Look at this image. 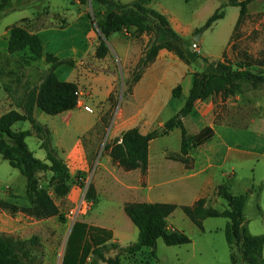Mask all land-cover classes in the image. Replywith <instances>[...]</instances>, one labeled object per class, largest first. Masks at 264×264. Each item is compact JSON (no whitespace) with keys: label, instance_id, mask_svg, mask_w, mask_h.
Instances as JSON below:
<instances>
[{"label":"crops","instance_id":"crops-1","mask_svg":"<svg viewBox=\"0 0 264 264\" xmlns=\"http://www.w3.org/2000/svg\"><path fill=\"white\" fill-rule=\"evenodd\" d=\"M120 1L128 4L132 0ZM253 1L247 5V14L243 21L256 18L264 11L260 7H251ZM81 3V0H76L77 10ZM223 4H226L224 17L217 20L224 21L222 31L216 37L212 50L207 53L204 33L200 34L198 40L195 39V34L199 24L207 21ZM96 5L104 11L100 4ZM148 6L165 15L173 29L186 40L196 41L201 56L211 61L224 60L226 53L229 59L240 17V6L231 5L230 0L213 3L209 10H206L205 6H189L188 0H152ZM28 7L35 9L33 14H23L24 17L14 25L36 17L47 7L51 11L50 22L55 23L54 18L63 17L67 18L68 25L33 30L32 32L37 33L42 40L44 56L28 63L22 57L28 56L29 50L14 54L7 51L10 30L14 25L2 27L0 24V42L3 43L0 58L14 57L16 61L11 64L0 61L1 79L4 74L2 80L4 85L7 84L4 91L0 92V115L10 110L24 113L27 95L31 89L36 88L31 84V76L38 73L43 77L53 65L46 61L48 53L59 60H72V63L57 66L55 72L60 80L78 84L80 101L74 109L52 115V123L48 127L53 143L66 160L72 177L79 171L87 173L92 163H97L95 187L98 199L104 193L114 201L103 212H95L92 209L82 221L110 230L112 238L109 242L125 247L135 243L139 236L138 227L124 210L125 204L164 202L179 206L168 217V227L175 231L186 233L187 228L195 231L194 227H197L202 233H207L211 229L206 227V223L216 224V230H220L221 226L225 230L228 222H208L219 217L206 218L203 221V229L199 228L180 206L193 205L197 200L204 198L208 205L223 210L226 207H217L223 199L217 193L218 186L227 184L231 191L243 180L244 190H251L247 191L248 200L255 194L257 196L259 223L262 226L257 230L261 232L259 234H264V89H249L229 96L216 94L204 100H196L193 111L182 118L187 135L195 136L206 127L211 128L213 133L203 144L190 149L187 156L191 158V163L187 166L184 162L170 157L171 154L181 153V128L175 127L168 133L162 132L165 130V123L176 116L185 105L193 85L194 73L202 70L204 64L200 62L199 65L198 61L187 64L173 51L161 49L156 59L133 85L132 90L125 95L109 133V143L121 138L126 130L134 127L144 135L152 131L159 133L149 143L147 171L143 173L139 168L125 170L113 161L109 151L104 150L102 153L99 150V153H96L97 138L96 135H91L96 126L103 124L107 113L103 114L102 111L112 107L108 98L116 89L118 81L125 78L127 82L132 78L134 68L154 38L153 34H137L134 33L135 29L130 32H116L106 40L109 54L105 58H97L95 53L100 36H94L93 31L88 29L90 20L86 12H70L57 0H32L30 6H19L14 10L1 12L0 17L2 14ZM51 32L67 36H43ZM57 38L60 39L57 43L60 42L51 45ZM35 62L36 66L33 67L31 64ZM38 64L41 65L40 68L37 67ZM178 85H181L182 93L175 97L173 90ZM245 99L250 102L247 108L243 103ZM85 106L89 109H85ZM41 111L36 107L34 116L40 118L43 112ZM38 145L40 146L39 139ZM2 159L0 156V163ZM13 169L6 180L7 184L0 185V234L30 238L38 231L39 218L30 212L32 204L26 199V187L22 193H17L10 182L12 176H18L20 173L18 169ZM71 192L77 194L78 190ZM2 202L8 207L2 206ZM12 206L16 208L13 209ZM180 211L183 214H179ZM248 227L250 232L254 233L250 220ZM118 252L117 249H110L105 252V256L114 257ZM92 260L93 255L90 254L86 260L87 264ZM98 264L107 263L99 261Z\"/></svg>","mask_w":264,"mask_h":264},{"label":"trees","instance_id":"trees-1","mask_svg":"<svg viewBox=\"0 0 264 264\" xmlns=\"http://www.w3.org/2000/svg\"><path fill=\"white\" fill-rule=\"evenodd\" d=\"M26 0H0V13L16 9L19 6H30L31 3L22 4ZM100 4L104 11L97 25L100 32L96 57L105 58L109 52L106 40L116 33L126 30L135 33L153 34L149 47L138 61L132 72V78L125 82V96L133 85L141 78L145 69L156 59L161 49H168L176 53L187 64H193L199 59L206 63L202 71L194 73L193 85L190 95L180 112L165 123L168 133L175 127L182 130L181 153L171 154L170 157L184 162L187 166L191 158L187 156L191 148L199 146L212 136V129L204 128L195 136H188L183 123V117L189 115L194 108L196 100L207 99L216 94L223 96L236 95L249 89H264V59H256L247 53L231 62L226 53L224 60H213L201 56L191 44L171 26L168 18L148 4L152 0H132L125 4L120 0H92ZM252 0H230L231 5L240 6V17L236 29L247 14V5ZM86 3V0H81ZM223 4L209 17L205 24L198 29L204 31L211 28L214 23L224 17ZM39 14L35 19L39 18ZM29 20V19H26ZM14 25L10 30L7 51L11 54L29 50V55L22 59L25 62L37 61L43 58V43L40 36L32 32L25 25ZM64 27V26H61ZM46 61L53 65L42 77L37 88H33L27 95L24 104V113L10 110L0 115V156L20 171L26 178V199L32 204L30 212L39 219L57 217L61 223H66L65 214L56 203L53 194L64 197L71 190L72 174L69 166L52 140V133L46 124L40 123L34 116V109L38 107L49 115H57L74 109L78 102V84L62 81L58 78L55 69L63 63H72V60H59L51 53L46 55ZM258 66L259 71L250 68ZM182 93L181 85L173 90V95L179 97ZM108 101L115 104L112 93ZM182 115V117H179ZM29 121L32 125L27 130H14L17 122ZM159 133L152 131L146 135L140 133L137 127L126 130L121 138L106 143L104 150L109 151L113 161L125 170L141 169L145 173L148 169L149 143ZM35 135L40 141V148L45 151V158L35 156L26 139ZM50 173L48 185L40 184L38 174ZM217 193L227 201L228 206L219 210L207 204L206 199L197 200L193 205L180 206L184 213L199 228L203 229V221L209 217H225L228 223L225 227V236L231 250V260L237 264H264V234L250 232L245 218V206L248 193L233 194L227 184L218 186ZM96 195L95 186L91 183L87 198ZM2 206H7L1 203ZM8 207V206H7ZM177 204L164 202H128L124 210L132 222L138 227L139 236L135 243L122 247L109 242L112 232L106 228L92 226L82 220H77L69 235L62 264H87V257L92 254L90 264L99 261L107 264H123V257H137L150 249V255L156 257V244L162 239L169 246L188 244L191 238L185 232L172 231L168 227V217L178 208ZM15 209V206H12ZM38 245V237L19 238L13 235L0 234V264H30L31 252ZM117 249L114 257H106L105 252Z\"/></svg>","mask_w":264,"mask_h":264},{"label":"rangeland","instance_id":"rangeland-1","mask_svg":"<svg viewBox=\"0 0 264 264\" xmlns=\"http://www.w3.org/2000/svg\"><path fill=\"white\" fill-rule=\"evenodd\" d=\"M57 1L62 3L66 7L65 9L70 12H86L90 20L88 29L93 31L94 36H100L97 22L101 18L102 10L97 7L95 2H93L92 0H86V3H81L77 10V8L75 7L76 0ZM219 1L222 0H188L189 6H205L206 10H209V8L212 7L213 3L216 4ZM26 3L32 4V0H26L22 4ZM251 7H260L261 10H264V0H254L251 4ZM34 11L35 9L33 7H28L26 9L12 11L6 15L2 14L0 17V24L2 27H4L5 25L17 24L20 19L24 17L23 14L31 15ZM50 14V8H44L39 13L40 16L38 19H35L36 17H34L32 19L25 20L22 25H25L32 31L44 27H61L68 25L67 18L63 17H61L60 19L54 18L55 23L50 22ZM205 22V20L202 21L198 27L201 28L205 24ZM223 22L224 21H217L213 25V27L204 31H197V33L195 34L196 36L199 33H204V38L207 44L205 51H207V53L208 51L210 52L212 50V45L214 44L216 37H218V34L222 31ZM43 36H67V34L51 32L46 33ZM58 40L60 39L57 38L55 41H52L51 45H55ZM188 42L191 44V47H193L196 41L190 40ZM2 45L3 43L0 42V48L2 47ZM194 49L199 53V44L197 47H193V50ZM245 53L251 55L256 59H264V11L260 12V15L256 18L245 19L244 21H242L235 31L234 45L232 46L230 57H228L231 62L235 63L237 60H241V57H243ZM2 60L4 63L8 64L14 62L16 63L14 57H11V59H3L1 57L0 61L2 62ZM198 62L199 65L201 64L200 62L204 64V67L202 68L203 70L206 67V63L202 59H199ZM31 65L35 67L36 62L32 63ZM38 65L37 67L40 68L41 65ZM250 69L255 72L259 71L258 66H252ZM3 77H5L4 74L2 76V79ZM31 77L32 86H36L37 88L39 86V82L42 80V74L34 73ZM2 79L0 75V92L2 90L4 91V87L7 86V84L4 85V81ZM125 82V78L118 81L116 89L113 92L115 97V104L111 107V109H104V111H102L103 114L107 113L108 115H105V117L103 118V124L100 123V125L96 126V128L94 129V133H92L91 135H96L97 138L98 151L96 153H99V150H101V152L103 153V147L106 143L109 142V133L111 131L112 123L118 116L120 107L125 98L124 95L121 96V92L123 93L126 88ZM243 103L245 104V108L249 107L248 103L250 102H248V99L243 100ZM51 118H53L52 115L42 112V116H40V118H37V120L40 123L49 126V124L52 123ZM30 124L31 123L28 121L18 122L13 126V129H29ZM26 141L36 157L40 159L45 158V151L38 145V139L35 135L27 137ZM0 164H3V166H0V185H6V180L9 179V173L14 169L7 160L2 159V163ZM96 173L97 163L93 162L87 173L79 171L75 174L74 177H72V180L70 182L71 190L73 191L74 189H77V194H72V192H69V194L64 197H58L53 194L56 203L59 205L61 211L65 214L67 222L61 223L57 217L39 219V228L37 233L34 234L38 237V245L34 247L31 252L30 264H62L67 241L74 223L77 220L85 219V217L90 214L92 209H94L95 212H103L108 208V206L114 203V201H111V199L104 193L98 199L97 190L94 198H87L89 185L92 183L95 186V181L97 179ZM38 177L40 184L44 186L48 185L50 173L40 172L38 174ZM10 182L12 183L17 193H22L25 190L26 180L24 175L19 173L18 176H12L10 178ZM244 183L245 182L243 180L239 181L231 189V192L233 194H243L247 193V191L250 192V189L244 190ZM81 204H83V208L81 211H78V207ZM227 205V201L225 199H221V203L217 207L223 209L227 207ZM244 212L247 224H249V220L251 221V229L254 232L253 234L256 233L259 235V233L261 232H258L259 230L257 229L262 228V226L259 223L260 212L256 194L247 201ZM123 213L126 218H128L124 210ZM179 214L183 213L180 211ZM218 221H225L227 223L228 219L224 217L212 218L208 222ZM189 222L191 221L189 220ZM206 227H208V229H211L208 230L207 233H202L197 229V227H194L195 231L187 228L186 234L190 236L193 242H190L188 244L169 246L165 244L162 239H159L157 241L155 249L156 257L150 255V249L146 248L145 253L149 254L138 255L137 257L122 256L123 264H233L230 259L231 250L226 240L224 227L221 226L222 228L220 230H216L218 229L216 228V224L208 223H206Z\"/></svg>","mask_w":264,"mask_h":264},{"label":"built area","instance_id":"built-area-1","mask_svg":"<svg viewBox=\"0 0 264 264\" xmlns=\"http://www.w3.org/2000/svg\"><path fill=\"white\" fill-rule=\"evenodd\" d=\"M198 46V44L195 42L194 43V45H193V47H197ZM80 92H78V102L80 101ZM78 102H77V104H78ZM85 109H89V107L88 106H85ZM82 208H83V204H81L79 207H78V211H81L82 210ZM172 231H174V229H172V228H170Z\"/></svg>","mask_w":264,"mask_h":264},{"label":"water","instance_id":"water-1","mask_svg":"<svg viewBox=\"0 0 264 264\" xmlns=\"http://www.w3.org/2000/svg\"><path fill=\"white\" fill-rule=\"evenodd\" d=\"M199 38H200V33L195 36V39L196 40H198ZM191 50H193V47H191ZM121 96H123V93L122 92H121ZM179 117H182V115H180Z\"/></svg>","mask_w":264,"mask_h":264}]
</instances>
